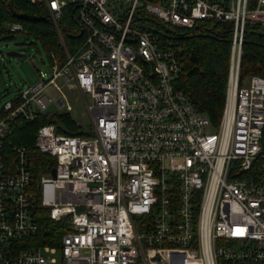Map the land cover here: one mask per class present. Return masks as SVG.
<instances>
[{"label": "built area", "instance_id": "1", "mask_svg": "<svg viewBox=\"0 0 264 264\" xmlns=\"http://www.w3.org/2000/svg\"><path fill=\"white\" fill-rule=\"evenodd\" d=\"M30 1L48 9L64 59L52 55L1 109L0 264H264V78L239 84L245 28L264 27V0ZM65 14L76 44L64 41ZM219 31L231 49L214 127L175 84L181 42ZM64 88L79 91L91 124L82 135L38 128L34 147L54 167L34 189L26 149L9 159L4 141L52 101L71 111ZM36 204L63 225L58 246H30Z\"/></svg>", "mask_w": 264, "mask_h": 264}, {"label": "trees", "instance_id": "2", "mask_svg": "<svg viewBox=\"0 0 264 264\" xmlns=\"http://www.w3.org/2000/svg\"><path fill=\"white\" fill-rule=\"evenodd\" d=\"M11 24H19L24 34L33 37L42 45L50 64L52 55L59 63L63 61V50L58 44L54 24L45 5L33 4L30 0H0V37L14 34L7 31V27ZM62 24L67 25V31H64L65 43L76 44V41L67 36L71 32L79 34V25L73 23L70 14H65ZM219 27L220 25H216L210 29V32L217 33L216 30L221 29ZM221 33L222 31L218 32L221 38L195 35L181 42V46L189 56L175 84V87L188 97L195 109L206 116L214 127L219 124L224 108L231 49L227 36ZM75 38L78 41L81 39ZM244 39L239 68L241 85L245 79L253 76L264 78V27L247 25ZM192 54L197 60L195 64L190 59ZM1 117L0 111V119ZM44 124L55 125L58 133L83 134L65 113L42 114L33 121H25L21 118L13 121L11 134L4 141V150L8 155L7 158L11 159L10 152L13 146L26 149L34 189L40 176L54 167L52 159L39 153L34 147L36 132ZM35 219L39 230L37 235L28 241L30 246H58L60 235L64 232L63 225L52 222L48 211L38 204L35 205Z\"/></svg>", "mask_w": 264, "mask_h": 264}, {"label": "rangeland", "instance_id": "3", "mask_svg": "<svg viewBox=\"0 0 264 264\" xmlns=\"http://www.w3.org/2000/svg\"><path fill=\"white\" fill-rule=\"evenodd\" d=\"M8 52L25 54L24 58L8 57ZM31 62L35 63V69ZM48 73L50 63L42 45L24 33L2 35L0 37V111L3 104L13 99L21 89L33 86L39 81V72ZM229 75V74H228ZM248 80L245 79L244 82ZM71 111L57 110L54 101L48 106L47 113L68 114L80 130L86 132L91 124L84 99L76 89H63ZM87 103L90 104L89 97ZM212 133V129H207ZM58 254L55 255V258Z\"/></svg>", "mask_w": 264, "mask_h": 264}, {"label": "water", "instance_id": "4", "mask_svg": "<svg viewBox=\"0 0 264 264\" xmlns=\"http://www.w3.org/2000/svg\"><path fill=\"white\" fill-rule=\"evenodd\" d=\"M6 56H8V57H15V58H24V57H25V54H21V53H17V52H8V53L6 54ZM190 59H191V61H192L193 64H195L196 61H197V60H196V57H195L194 54L191 55ZM31 65H32L35 69H37L35 63L31 62ZM51 174H52V176L54 177V175H55V171L52 170Z\"/></svg>", "mask_w": 264, "mask_h": 264}]
</instances>
